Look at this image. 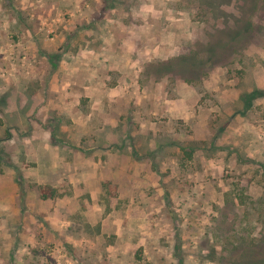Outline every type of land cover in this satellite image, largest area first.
Segmentation results:
<instances>
[{"label":"rangeland","instance_id":"rangeland-1","mask_svg":"<svg viewBox=\"0 0 264 264\" xmlns=\"http://www.w3.org/2000/svg\"><path fill=\"white\" fill-rule=\"evenodd\" d=\"M263 258L264 0H0V264Z\"/></svg>","mask_w":264,"mask_h":264},{"label":"trees","instance_id":"trees-1","mask_svg":"<svg viewBox=\"0 0 264 264\" xmlns=\"http://www.w3.org/2000/svg\"><path fill=\"white\" fill-rule=\"evenodd\" d=\"M235 37V36H234ZM232 37L230 40L232 41ZM225 39H219L217 42L213 44H209L208 48L206 50V54L209 58L216 57L218 54H220L225 47L227 46V43L225 45ZM204 63V59L199 58L197 54L191 55V56H182L178 57L176 59H173L169 62H166L163 64L164 67L169 69L168 71H172L174 68H181L185 69V71H197L202 64ZM165 68V69H166ZM166 69V70H167ZM264 259V258H263ZM261 262V260H259ZM260 262H258L260 264ZM264 264L262 261L261 264Z\"/></svg>","mask_w":264,"mask_h":264}]
</instances>
